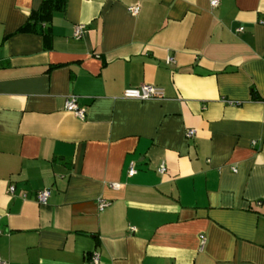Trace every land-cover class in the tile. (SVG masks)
I'll return each mask as SVG.
<instances>
[{
    "label": "crops",
    "instance_id": "crops-1",
    "mask_svg": "<svg viewBox=\"0 0 264 264\" xmlns=\"http://www.w3.org/2000/svg\"><path fill=\"white\" fill-rule=\"evenodd\" d=\"M42 1L0 0V260L264 264V0H66L19 32Z\"/></svg>",
    "mask_w": 264,
    "mask_h": 264
},
{
    "label": "built area",
    "instance_id": "built-area-1",
    "mask_svg": "<svg viewBox=\"0 0 264 264\" xmlns=\"http://www.w3.org/2000/svg\"><path fill=\"white\" fill-rule=\"evenodd\" d=\"M219 5V0H209V6L211 9L216 8ZM128 12L135 16L138 13V6H129L127 8ZM85 31V26L84 25H77L74 28V37L75 38H80L83 34V32ZM238 31H242V28L238 29ZM167 63H173V59L172 58H168L167 59ZM123 98L125 99H129V100H139V101H147V100H158V99H162L163 98V90L151 85H141L139 87H135V88H128L123 92ZM227 104L233 105L236 104V102H231V101H224ZM65 109L68 112L73 113L77 118L79 119H83L85 117V108H79L77 106V97L75 95H71L67 98L66 103H65ZM195 135V130L194 129H188L185 132V137L190 139L192 137H194ZM255 142H253L254 144ZM157 172L159 174H165L166 172V168L163 165H160L157 169ZM233 171H235L233 169ZM137 173L136 169H135V164L134 162H130L128 169H127V176L129 178L135 176ZM110 187L112 188H117L118 185L117 184H112L110 185ZM9 192L12 193L13 192V187L9 188ZM49 197V191L48 190H41L37 192V202L39 204H46L47 199ZM109 202L106 200H99L98 201V208L99 210H103L104 208H106L107 206H109ZM133 229V228H132ZM201 241L203 242L204 237L201 236ZM99 261V256L97 253H93L91 254L90 258H89V263L90 264H98ZM0 264H7L6 262L0 260Z\"/></svg>",
    "mask_w": 264,
    "mask_h": 264
},
{
    "label": "trees",
    "instance_id": "trees-1",
    "mask_svg": "<svg viewBox=\"0 0 264 264\" xmlns=\"http://www.w3.org/2000/svg\"><path fill=\"white\" fill-rule=\"evenodd\" d=\"M66 0H43L39 9L30 14L26 24L19 28L21 33H35L45 37L50 36V23L53 13L64 11Z\"/></svg>",
    "mask_w": 264,
    "mask_h": 264
}]
</instances>
